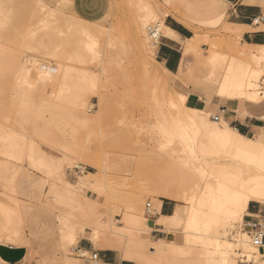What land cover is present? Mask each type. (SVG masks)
I'll list each match as a JSON object with an SVG mask.
<instances>
[{"label":"rangeland","instance_id":"374dc122","mask_svg":"<svg viewBox=\"0 0 264 264\" xmlns=\"http://www.w3.org/2000/svg\"><path fill=\"white\" fill-rule=\"evenodd\" d=\"M0 1H3L2 4L0 3V9L2 8V11H0V23L1 22L5 23V21H7V20L4 21L1 18L4 19L9 18L8 24L7 26H5L6 29H4L3 27L2 30L4 33H6L7 36L3 40L0 39V42L2 41L0 43V47H1L0 49L2 50L1 51L2 54L0 52V61L3 58L7 59V60L5 59L6 61H4L3 59L2 62L3 65L0 63V67L2 68L4 67L3 69H0V138L3 140V138H5L6 136L13 133H17L19 134V136H24L25 141H27L28 139L27 142L29 141L32 142L35 145V147L38 148L39 150H42L47 154L56 157H63L62 153L58 151L59 145L64 146L65 144L67 146H72V147L74 145L75 148L80 146L79 149L81 148L82 152H84V155L82 157L84 160L75 161L73 159V161L71 160L70 162L71 164L73 162L72 165L70 163H66L67 165L63 166L66 179L72 184L76 183L77 176L80 175V170L76 169L75 165L82 167V169L84 170L83 172L85 174L92 173L97 177L106 176V178L108 179V183L110 184L108 186V190L110 192L112 191L114 194L113 193H112L113 195H111V193L109 194L111 195V197L108 198L105 207L100 206L98 208L99 212L102 213L98 218V220L109 218L112 221H114L118 226L119 225L123 226L122 216H125L123 215L125 212L126 214L129 213V211L126 210L128 208V203L130 200L129 198L131 197V193H134L139 186L146 185L148 182L145 174L147 169H149L152 166L157 169H161L162 167L163 168L167 167L168 164L166 163V161L167 159H171V158L174 159L175 166L178 169V167L181 166V164L178 165V163L183 162V160L184 162H188L190 160V154L188 153V151L184 149L186 146L185 143L187 141L184 142L178 138L181 135H179L178 132H175L176 126L174 125L175 124L174 120L172 119L171 121H168L166 120L167 118L164 120V115L162 113L163 112L162 103L164 101L165 92L162 89L153 88V87L150 88L143 84V81L141 79V72H142L141 69L143 62H145V60L142 61L144 57L140 56L139 53H137L138 50L137 47H135V45L132 42H129L130 31L128 29L129 28L128 23L130 19H133L139 25V28L142 31L141 39L147 50L148 55L150 56L149 60L150 61L152 60L151 62L156 63L157 60L155 58V53L151 48V45L149 44L151 43V40L148 38L147 35V27L156 23H160V25L162 26L164 18L166 17L165 11L168 9L167 5L163 2V0H134V3L132 2L133 0L131 1L71 0V3L69 5L63 6L62 8L61 13L64 17L62 15H59L62 16L60 17V21H58L59 20L58 17L57 18L58 20L56 19L57 21L53 20L54 22H56L55 24L54 23H51L53 25L49 24L48 28L51 27L52 29L44 28L46 30L40 32L41 29L43 28H40V25L38 23L39 21L41 22L40 19L41 17H43L42 15L48 10H50V8H52L51 5L53 4L54 0H46L47 2H49V4H51L48 5L46 8H41L38 5L40 11L36 7L37 4L36 6L33 4V1L35 3L36 0H23L24 3H22L23 1L21 0H0ZM129 2L133 3V5L130 4ZM153 2H155V4H153ZM179 2L180 0H178V6H179ZM184 2H187V0H185ZM191 4L192 3L189 2L185 4V6L191 7L192 6ZM5 7L7 8V10ZM202 7L206 9L205 4H203ZM20 12L23 14H21ZM17 13L18 14L20 13V15H18ZM200 15H201L200 19L197 20L199 23L198 25L200 27V35H199L200 42L198 47V53L196 57L186 59V62L183 63L184 67L182 66V69L184 70L190 69L191 72L193 73L201 72L204 75L208 74L211 70H213L211 65L210 64L199 65L197 62V58H203L206 55V53L209 51L211 46H214V49L216 51V56L218 57L217 58L218 62L216 61L214 65L216 66L223 65L224 68H227L230 65L232 66L237 65L240 62V53H249V55L258 54V52L255 51L254 49H248L247 47L242 46L240 40H237L235 36H231L230 34H228V25L227 22L223 20L224 18L215 22V19L211 18L206 13L202 12ZM21 16L23 17L25 16V18H22ZM10 17H11V21H10ZM15 19L18 22L19 21L20 22L15 23L16 21ZM62 19L64 21L66 19L68 20L73 19L74 21L77 20L75 23L80 22V24H86V26L89 27L92 26V28L89 29L90 30L89 32L90 34L95 33L92 35L93 37L95 36L97 38H99V36H97L99 35L98 33L102 32L103 31L102 29H105L103 32L105 35L101 34L104 36L102 38V41H100L99 46L96 49L98 54L100 53L99 55L101 57L98 54H97L98 56L87 54V52H85L87 49L85 51H82V49L86 48V47L83 48V46L85 45L84 43H82L81 46L78 45L80 46V49L79 47H77V45L76 47H74L75 44H78L75 43L76 38L77 39L79 38L78 40H76V42H81L82 39L84 38V36L82 37L83 34L82 35L79 34L80 33L79 27L81 26L85 27V26L84 25L78 26L77 29V27L71 25L72 27L69 29V25L71 22L69 23L68 20L64 22ZM36 23L39 25V27L38 26L35 27V25H37ZM62 23L64 24L62 25ZM96 25L98 26L97 30L98 29L101 30L100 32L96 30L97 27ZM100 26L102 27V29L100 28ZM37 28H40V31H37L36 30ZM59 28L60 31L58 30ZM88 28L86 27L85 29L88 30ZM106 28L107 29L109 28L108 32ZM0 29H2L1 26ZM55 29H57L58 32L55 31ZM94 29L98 33L95 32ZM34 30L37 31L36 35L33 33ZM48 30H50L49 31L50 33L48 32L47 34V32L46 33L44 32ZM29 31H31L35 35L33 39H31V41L30 39H28L29 36L27 38L26 35H24L26 33L27 34L29 33L30 35L31 32ZM62 31L63 33L60 34ZM71 31H73L72 32L73 35L74 34L77 35L76 38H74L73 36H69L72 35ZM76 31H78L79 33H77ZM38 32L40 33L38 34ZM121 33H122L121 38L123 39L122 43L127 42L124 48L125 51L128 50V53L123 51L124 54L126 53L125 55L123 54V52L120 53L121 51L120 46L122 45V43H120V41L117 40ZM63 34L64 35L66 34L65 37L61 36ZM193 36H195V33H193ZM68 37H70L69 40L71 41H72L71 38L73 37V41H74L73 42L74 45L72 44L73 46L70 45L71 41H68ZM113 37L116 40L114 41L115 43L114 47L116 48V50H118L119 55L118 52L116 53L113 51L114 47L112 45L107 46L108 45L107 40L111 38L113 39ZM67 41L70 43L68 44ZM84 41L86 42V39H84ZM64 45L65 47H63ZM26 47H29L28 48L29 50ZM74 48H75L74 54H76L77 51L82 52L81 54L78 52V54L80 55L79 57H81L84 52V55L82 57L86 59L85 62L83 61L82 63L81 59H80L81 61L80 63L79 61L76 62L74 61V59L72 60L71 57H70L71 60L69 59V56L73 55L72 53L74 52ZM41 50H43L44 52ZM28 55L33 58L35 57L36 61L39 63L50 64V68L55 69L56 65H58L57 69H55L56 73L54 70H51L54 71L53 73L57 75V77L55 75V78L57 80L52 81L54 78L50 80L51 76H47L44 74L45 75L44 77L45 78L47 77V80H50L53 83L55 82L54 84L50 82L48 83L47 81L43 82L44 80L43 77L41 79H43L42 82L44 84H41V79L40 81L38 80V75L39 74L43 75V73H41L42 71L41 67L33 65L36 67L37 70L33 66H32L33 70L32 71L30 70L31 71L30 74H32L31 78L33 79L32 84L27 83L26 86L25 83L24 88L23 86L19 88L17 87L18 86L17 84H16L17 86L15 85V83H18L17 81H15L17 79L16 78L17 71H15V67L19 68V66H17V64L19 63L18 61L22 62L24 57ZM120 55L123 56L119 57ZM11 56L14 57L17 56V57L14 58ZM95 56L96 58H98L97 60L95 59ZM6 65H8V67ZM9 68H11L12 70L11 69L9 70ZM82 69L87 72L91 71L89 73H91L92 76L94 75V79H96L94 88L90 92H88L90 94L84 92V94H87L86 97H84L86 99V104L88 107L86 110V114L87 115L89 114L88 116L95 117V118L92 117L93 118L92 121H94V123H89V125H87L88 127L85 125L83 126V124H81L76 119H74V117L71 120L73 115L72 112H70L71 110L69 109L73 110L72 108L73 103H69L71 99L69 97L70 96L72 97V94L73 97H77V96L71 90V85H72L71 83H69L70 88L68 86L69 84L68 83L66 84L69 90L68 92H66L67 90L65 89L67 88H64L65 85H63L62 82L63 80L62 81L59 80L60 77L63 79L65 73H68L70 71L73 72L72 73L73 79H75L79 76V73L83 71ZM19 70L20 68L18 69V73ZM260 70L263 71H260L261 75L256 80V88L258 89L259 92H262L261 96L264 97V84L262 85L259 84L261 78L264 79V67H262ZM51 73L52 72H50L49 74L52 75ZM170 79L173 85L176 86L174 91L176 97L186 96L188 98L189 93H193V94L201 95L204 98V100L207 101V103L213 102V103H219L220 105L225 104L222 103L219 98H217L215 89L211 85L212 84L211 81H208L207 79L204 80V82L201 85H198L193 82H189L183 85L177 81H173L172 77H170ZM34 81L36 83L35 85H34ZM77 89H75V91H77ZM19 91L22 93V95ZM93 91H95L96 93L99 91V93L105 94V95L101 94L103 95V97H105L104 100L106 102H104V104H106V107H108L107 109L103 104L104 105L103 110H106L105 112L102 109L101 112L99 111V108H101L102 105H99L100 104L98 102L99 99H97L96 93ZM81 92L82 91H79L78 95L83 93ZM261 96L259 95V101L264 100V98H261ZM21 100L23 101V103ZM237 100H239L240 102L246 101L245 99H237ZM237 102L238 101H234V103ZM21 103L23 105H21ZM70 104L72 105V107L69 108ZM19 108L20 110H18ZM202 111L204 115L212 122V124L218 125V123L214 122L215 120L213 119V116L217 114L207 109H202ZM32 112L33 113L37 112V113L32 115L31 114ZM237 112L242 117V115L239 113V109L237 110ZM69 113L71 114L69 115ZM96 117L99 119H97ZM23 118L25 121H28L29 123L24 122L23 124L22 123L20 124L19 122H22L21 119L23 120ZM74 120H76L77 123ZM79 125L80 127H78ZM262 131L264 132V129H262ZM201 132L202 131L199 129L197 133L193 132L190 134V136L194 137L195 135H200ZM44 136L47 138L46 140ZM251 138L255 142L261 140L259 134ZM1 139H0V144H2ZM53 146L54 147L57 146L56 147L57 150L53 149L54 148ZM62 146H60V148ZM74 147L73 149H75ZM79 149L77 148L76 150L79 151ZM185 152L187 154H185ZM80 155L82 156V153ZM25 162L26 161L21 162L23 168L21 169L20 176L18 177L16 182V195L18 200L21 201L20 204L26 205L30 202H34V203L38 202V206H42L45 207L46 209H49L55 214V216L58 213H62L65 215L67 214V216L68 214L74 213V215H70L71 216L70 220H73L72 222L76 227V231L78 229L83 230L85 227V235L87 236L90 232V229H88L89 227H86L85 225L86 223L90 222V219L83 218L79 216L76 212H74L72 209L70 208L68 209V205L78 203V200L80 203L81 202L80 197L77 196L76 198L71 196V198L77 202L74 201L69 202L67 199L64 198L61 200L63 201L64 205L61 204L62 202L60 204L55 203L56 201L59 202L60 200H55L53 198L48 197L49 198L48 207L43 206L45 202V200L43 199H45L46 196L45 194L47 193L49 189V184L51 182L40 172L33 170L29 165L25 164ZM189 165H191V163ZM87 189L93 192V189L86 188L85 195L87 197L91 199L98 198L97 195L91 193L90 191H87ZM79 191L81 192V189H79ZM140 194H142L143 198L141 203H139V205L144 217L149 219L150 217H154L158 215L160 211H158L159 210L158 207L155 208L156 197H153V195L145 192H141ZM157 199L163 200L162 198H157ZM100 201L103 202V199H100ZM167 201H171L174 204V210L176 209L175 211L173 210L174 213L172 212L171 213L172 215L177 212L180 213L184 212L186 209V205H183L182 203L172 200H167ZM147 203L151 204L152 211L154 213V215L152 216L145 215V207ZM55 204H59V205H55ZM261 206L264 208V205ZM70 210H72L73 212L70 213L69 212ZM180 218H182L181 214H180ZM151 221L152 220L149 219L146 223L147 226L144 227L145 229L139 231L138 233L139 235L141 233H145L146 236L150 239V241H156L157 239L168 240V235L177 236L178 231L182 232L185 230V224L183 223V220L178 221L176 225L170 227V231H167L164 227L160 225H156L155 227H153V222ZM158 223H159L158 221L155 222V224ZM243 230L244 228L243 229L236 228L234 229V233L238 232L239 234ZM81 237L84 236L78 235L76 240L71 242L60 239L59 244H57L56 243L57 239H59L60 236L59 234L56 233L55 234L56 240L51 239V247L55 249L54 255H58V256L53 261H50L49 264H62L63 251L64 254L68 255V257L72 261L74 259L75 261L79 259L81 262L83 261L81 264H94L93 262L88 263L78 258L77 255L72 251L74 247H78V242ZM247 240L249 241V237ZM133 242L134 244L131 245ZM133 242L131 243L129 242L128 245L125 247L127 249L128 248L131 249V252L126 249L128 253H130V255L133 253L132 251H135L137 249V246L139 245L137 244L136 246L135 243L136 241ZM6 245H15V244L7 243ZM90 246L92 248L91 251H95L98 253L104 251L99 246H96L91 242H90ZM148 246L149 245L147 243L143 244V247H148ZM142 250L139 251L140 254L137 259L132 258V260L135 263L142 260L152 261L154 259V256H152V254L148 253V251H144V249ZM253 252H254L253 250L252 252L249 251L243 252L242 250H240L237 253V255H235L236 264H239L242 261V257L244 256L247 257L246 255L247 253L251 255ZM117 253L119 254L120 257H122V259L124 258L125 255L123 254L125 253L123 252L120 253L118 251ZM130 255H126V256L130 257ZM79 260H78V264H79ZM32 264H38V262L33 261Z\"/></svg>","mask_w":264,"mask_h":264},{"label":"bare ground","instance_id":"6f19581e","mask_svg":"<svg viewBox=\"0 0 264 264\" xmlns=\"http://www.w3.org/2000/svg\"><path fill=\"white\" fill-rule=\"evenodd\" d=\"M128 1H131V0H128ZM207 1H209L208 3L211 2L212 3L211 6H213L214 0H207ZM2 2L3 1H0L1 4ZM132 2L134 3V0ZM163 2L167 5V8H168L165 11L166 12L165 16H166L168 13H170L169 11H171L169 9H173V1L163 0ZM22 3H24V1ZM70 3H71V0H54L52 5L49 4V2H47L46 0H36L35 3L33 1V4L35 6L37 4L36 6L37 8H38V5L41 8H46L48 5L52 6L50 10H48L42 15L43 17H41L40 19L41 22L39 21L38 23L40 25V28H43V29H41L40 31V28H37L36 30L43 32V30L50 29L51 27L48 28L49 24L50 25H53L51 23L55 24L56 22H54L53 20L57 21L59 19L58 21H60V17L63 16L61 13L63 6L69 5ZM129 3L133 5V3L131 2ZM153 4H155V2H153ZM206 7L209 8L210 5L209 7L208 5ZM0 11H2V8L0 9ZM20 13L19 14L17 13V14L20 15ZM59 15H62V16H59ZM21 17L25 18V16L24 17L21 16ZM210 17L214 18L216 22L218 20H221L225 16L223 13H220L214 16L210 15ZM1 19H3L4 21L7 20L5 21V23L4 22L0 23V26L2 28L0 29V39L3 40L5 39L7 35L2 30H3V27L4 29H6L5 26H7L9 18H5V19L1 18ZM73 19L65 20V21L68 20L69 23L71 22L69 25V29L72 27L71 25H74L75 27H77V29H78V26L84 25L85 27L81 26L83 28L79 27L80 33L76 31L77 33L81 35L83 34L82 37L84 36V38L82 39V41L80 40L81 42H76V40H78L79 38L77 39L76 38L77 35L75 34L73 35L72 33L73 31H71L72 35H69V36H73L74 38H76V40L75 39L74 40H75V43H78V44L74 45L73 37L71 38L72 41L69 40L70 37H68V41H71L70 45L71 46L74 45V47H76L77 45V47H79L80 49V46L82 45V43H84L85 45L83 44L84 45L83 48L84 47L86 48L82 49V51H85L87 49L85 51L87 52V54L98 56L100 53L98 54L96 49L99 46L100 41H102L103 36L105 35L103 33L105 29H102V27L100 26V28L103 30L102 32H100L101 30L99 29L97 30L98 26L96 25L97 26L96 30L99 31L100 33H98L95 29L94 30L95 32L99 34L97 35L99 36V38L95 36L93 37L92 34H95V33L90 34L89 32L90 31L89 29H91L92 26L89 27V26H86V24H80V22L79 23L77 22L78 23L77 24L75 23L77 20L74 21ZM10 21H11V17H10ZM19 22L17 20L15 21V23H19ZM38 24L35 25V27L36 26L39 27ZM63 24L64 23H62V25ZM128 25H129L128 29L130 31L129 42H132L135 45V47H137L138 49V50L136 49L137 53H139L140 56L144 57L142 61L145 60V62H143L142 69H141L142 70L141 79L143 81V84L150 88L153 87V88L162 89L165 92L164 101L162 103V109H163L162 113L164 115V120L166 118H167L166 120L168 121H171L172 119L174 120V123H175L174 125L176 126L175 132H178L179 135H181L178 138L184 142L186 141L188 142V143L187 142L185 143L186 146L184 149L188 151V153L190 154V160L188 162H184L183 160V162L178 163V165L181 164V166L178 167V169L175 166L174 159L172 158L167 159L166 161V163L168 164L167 167H164V168L162 167L161 169H157L152 166L149 169H147L145 173L146 179L148 181L147 184L139 186L138 189L134 193H131V197L129 198L130 200L128 203V208L126 210V211H129V213L126 214L125 212L123 214L125 215V216H122L123 226H120V225L118 226L114 221H112L109 218L98 220V218L102 214L99 212L98 208L100 206L105 207L107 204L106 202L108 201V198L114 194L112 191L110 192L108 190V186L110 184L108 183V179L106 178V176L97 177L92 173L85 174L83 172L84 170L82 169V167L75 165L76 169L78 168L80 170V175L77 176L76 183L74 184L70 183L65 177L63 166H66L67 165L66 163H70L71 160L73 161V159L75 161L84 160L82 158L84 155V152H82L81 148H80L81 149V152H80V149H79L80 146L77 147L79 149L78 151L76 150L77 148H75L74 145L73 147L75 149H73L72 146H67L65 144L64 146L57 145L59 147L58 151L62 153L63 157H56L53 155H49L42 150H39L38 148L35 147V145L32 142L30 141L27 142L28 139L27 141H25L24 136H19V134L11 132L13 134L6 136L5 138H3V140L0 138L2 142V144H0V188H2L0 189V244L6 245L7 243H12L15 245H21L27 242V238H26V235L23 229L24 218L30 210L38 206V202L37 203L30 202L26 205L20 204L21 201L18 200L17 195H16V182H17L18 177L20 176L21 169L23 168L21 162L26 161L27 163L25 162V164L29 165L33 170L40 172L51 182V183L49 182L50 183L49 189L47 193L45 194L46 195L45 199H43L45 200L43 206L48 207L49 198L60 200L59 202L56 201L55 203L60 204L62 202L61 204L64 205L63 201H61L62 199L65 198L70 202V201H74L71 198V196L76 197V198L77 196L80 197L81 202L79 203V200H78V203L68 205V209L69 208L72 209L74 212H76L79 216L83 218L90 219V222L86 223L85 226L89 227L88 229H90V232L92 233L91 241L94 243V245L99 246L101 249L103 248L117 249L121 253L122 252L125 253L123 255L126 256V255H130V253H128L127 250L131 252V249L130 248L127 249L125 247L128 245L129 242L131 243L133 241H136L135 242L136 246L137 244H139L137 246V249L135 248L136 250L134 249L135 251H132L133 253L130 255V257L126 256L125 258L124 256L125 259H132V258L137 259L140 254L139 251H141L142 249H144V251H148V253L154 256V259L152 261L142 260V261L137 262V264H236L235 255H237V253L240 250H242L243 252L245 251L252 252L253 250L254 252L251 255L248 253L246 254L247 259H254V260L260 259V256H259L260 254L258 253L257 249L250 244L251 229L249 228V226L244 225V228L250 229V231L247 233L244 231H241L239 234L238 232L234 233V229L242 228V225L244 223L243 218L247 213L246 212L247 207L251 201L264 202V145L260 147L259 151L253 152L248 149V142L245 140V138L242 135H240L235 129L231 128L227 123L220 122L221 118L219 121H214L218 123V125L212 124V122L204 115L202 109L192 108L186 104V101H187L186 96L176 97L175 92H174L176 86L173 85L170 77H172L173 81H177L183 85L189 82H193L198 85H201L204 82V80L207 79L208 81H211L212 83L211 85L215 89L216 96L217 98L221 100V102L225 100H229V99H236V100L245 99L246 101L257 102L259 101V95L261 96L262 92H259L258 89L256 88V80L261 75L260 71H263L260 69L264 67L263 66L264 56L252 55V54L249 55V53H240V62L237 65H233V66L230 65L229 67L224 68L223 65H218V66L214 65L216 61L218 62L217 60L218 57L216 56V51L214 49V46H211V48L209 49V51L206 53V55L203 58H197V62L199 65H204V64L211 65L213 70H211L208 74L204 75L201 72L193 73L191 72L190 69L184 70L182 69V67L177 73L171 74L167 71V69L163 66V64L159 63L158 61L155 63V62H151L152 60L151 61L149 60L150 56L148 55L147 50L141 39L142 31L140 30L139 25L133 19H130ZM227 25H228V34H230L231 36H237V34L239 33V28L236 25H232L229 23H227ZM86 27L87 28L89 27L88 30L85 29ZM161 27L164 32L165 29H164L163 23ZM32 28H33V25H32ZM189 28L191 29V32L195 33V36H193L191 39L186 41L184 45L182 54H183V59L185 61L183 62H186V59L188 58L196 57L198 53L199 42H200L199 25L190 26ZM108 29H107V32H108ZM36 30H34L33 32L35 35L37 34ZM58 30L60 31V28ZM58 30L55 29V31L57 32ZM49 31L50 30L44 31V32L45 33L47 32L48 34ZM40 32H38V34ZM31 33L30 35L29 33L24 34L26 35L27 38L29 36L28 39H30V41L35 36L33 33L31 36ZM62 33L63 31L60 34ZM101 34H104V35H101ZM65 35L63 34L61 36L65 37ZM121 37H122V33L117 39L120 41V43H122L123 41ZM84 39H86V42L84 41ZM68 41L67 43L69 44L70 42ZM114 41L116 40L113 37V39L111 38L107 40L108 45L107 44L106 45L107 46L112 45L114 47V44H115ZM126 43L127 42H123L122 43L123 46L122 45L120 46V49H121L120 53L125 51L124 47ZM156 43L157 42H154V41H151V43H149L153 51L155 50ZM7 44H10V43H7ZM244 46L246 47L245 44ZM63 47H65V45ZM26 48L28 49L29 47H26ZM114 49L113 51L117 53L118 50H116L115 47ZM1 51L2 50L0 49V52ZM78 52L79 51H77V53L74 54L75 53V48H74V52L72 53L73 55H70L69 59L71 57V59L72 60L74 59V61L76 62L77 61H79V63L81 61L82 63L83 61L85 62L86 59L82 57L84 55V52L81 56L82 58L79 57L80 55L78 54ZM91 52H94L96 54L91 53ZM125 52L128 53V50H126ZM79 53L81 54L82 52H79ZM118 55H119V52H118ZM96 56H95V59L97 60L98 58H96ZM121 56L123 55H120L119 57ZM11 57H14V56H11ZM34 58L28 55L24 57L22 62L20 61H18L19 63L17 62L18 64L22 63L21 65L17 64V66H19L20 68L19 73H18V69H19L18 67L17 68L15 67V71H17V73L14 71L17 75L16 77L17 79L15 80L18 82V83H15V85L16 84L18 85V86L16 85L17 87L21 88L23 86L24 88L25 83H26V86H27V83L32 84L33 79L31 78L32 74H30V72L33 70L32 68L33 65L41 67V70L43 71V72L41 71L43 75L42 74L38 75L39 81L42 77L44 78V80L41 79V84H44L43 82L45 81H47L48 83L49 82L53 83L52 81L57 80L55 78L56 74H54L53 72L55 71L56 73L55 69H57L58 65H56L55 69L50 68V64L39 63L36 61V58L35 59ZM3 59L4 61L7 60L6 58H3ZM3 59L0 61L2 65H3L2 63ZM183 62L181 64H183ZM6 66L8 67V65ZM33 67L36 69L35 66ZM186 67H187V64H186ZM3 68L0 67V69H3ZM10 69L11 68H9V70ZM51 70H54V71H51ZM50 72H52L51 73L52 75L49 74ZM89 72L83 70L79 73V76L77 74L78 76L77 78L73 79V75H72L73 72L70 71L68 73H65V76L63 77V79L61 77L59 79L61 81L63 80L62 81L63 85H65V87L64 86L63 87L67 88L65 89L67 90L66 92L69 91L68 90V86L70 88L69 83L72 84L71 90L74 92V94H76L77 97H73V94H72L73 98L71 96L69 97L71 98L70 101H73V102L69 101V103H73L72 104L73 107L71 104L69 106V108L70 107L73 108V110L69 109L71 110L70 112H72V115H73L71 120L74 117V119H76L78 122L83 124V126L84 125L87 126L89 125V123H94V121H92L93 120L92 117L94 116L91 117V116H88L89 114L88 115L86 114V110L88 107L86 104V99L84 98L87 95V94H84V92L86 93L90 92L94 88L95 80H96L94 79V75L92 76V74ZM44 74L47 76H51L52 78L50 77V80H52L53 78L54 79L52 81L47 80V77L45 78ZM30 79H31V82H30ZM261 80L259 82L260 85H261ZM35 81H34V85L36 84ZM67 83L69 84L68 86L66 85ZM75 89H77V91H75ZM79 91L83 92V93L81 92L82 94H79L80 96L78 95ZM101 94L103 93H99V91L96 93V97L97 99H99L98 101L100 103L99 105H102V107L99 108L100 112L103 110L104 105L106 107V104H104V102H106L104 100L105 97H103V95L105 94L103 95ZM261 98H264V97L261 96ZM107 102H108V99H107ZM22 103L21 105H23ZM24 106H27V105H24ZM106 108L108 109V107ZM18 110H20V108ZM103 111L105 112L106 110H103ZM35 113L32 112L31 114L33 115ZM70 114L71 113H69V115ZM23 120L21 119L22 122H19V123L23 124L24 122H28V121H25V120L23 121ZM76 120L74 121L77 123ZM78 127H80V125ZM199 129L202 131L200 135H195L194 137L190 136V134L193 132L197 133ZM46 139L47 138L45 137V140ZM60 146L62 147L60 148ZM56 147H54L53 149L57 150ZM81 153H82V156L80 155ZM185 154L187 153L185 152ZM80 156H81V159H80ZM19 162H20V165H19ZM190 163L191 165H189ZM86 188L93 189V193H95L98 196V199H88L85 195H83L82 192L79 191V189H86ZM141 192H145V193L153 195V197H156L155 208H157L160 203V200H158L157 198L177 201L179 203H182L183 205H186V209L184 212H181V213L177 212L170 216L160 215L159 219L157 220L159 222L158 224L164 227L167 231H170V227L176 225L178 221L183 220V223L185 224V230L182 232L178 231L179 236L178 235L176 236L178 242L176 243L166 242L163 239L156 240V241H150L148 239L146 240L140 237V235L138 234L139 231H142L145 229L144 227L147 226L146 223L149 220L144 217L142 210L140 208V205H139V203H141L142 198H143L142 194H140ZM110 193L111 195H109ZM100 199H103V202H101ZM74 202H77V201H74ZM59 204H55V205H59ZM72 210H70L69 212L70 213L73 212ZM69 212H66V213H69ZM180 214L182 215V218H180ZM70 215H74V213L68 214V216L67 214L65 215L62 213L57 214V218L59 222L58 231H59L60 239L66 240L68 242L74 241L77 238L76 227L74 223L72 222L73 220H70L71 219ZM145 215H150V216L154 215L152 211V207L150 208L149 211H147L145 208ZM248 237H249V241L247 240ZM146 243L149 246L143 247V244H146ZM133 244L134 242L131 245ZM64 256L62 258L64 259L63 263L78 264L79 259H77L76 260L77 262H76L75 259L72 261L69 257H67V255H64ZM82 262L79 260V264H81ZM95 262L93 263L96 264Z\"/></svg>","mask_w":264,"mask_h":264},{"label":"crops","instance_id":"0c3cea01","mask_svg":"<svg viewBox=\"0 0 264 264\" xmlns=\"http://www.w3.org/2000/svg\"><path fill=\"white\" fill-rule=\"evenodd\" d=\"M172 1L173 9H169L171 11H169L170 13L166 15L163 21L165 31H162L163 35L159 43H156L154 50L156 60L163 64L169 73L175 74L183 66L181 64L184 61L182 50L186 41L193 37V32H191L189 27L198 25L197 20L200 19L202 12L208 14V16L223 13L225 16L224 20L227 23L236 25L239 28V33L235 37L240 40L242 46L245 44L248 49L257 51V55L264 56V0H214L213 6L207 0H187V2L180 0L179 6L178 0ZM189 2L192 3V6H185ZM204 3L208 7L210 5L211 8H203ZM256 18H263V21L254 24L253 20ZM234 101L238 102L234 103ZM239 102L236 99H229L222 102L225 103L224 105L213 102L207 103L201 95L189 93L186 104L196 109H207L221 116L220 122H225L235 129L248 142V149L257 152L264 145V132L262 131L264 129V100ZM238 109L242 117L238 114ZM257 134L260 135L261 140L255 142L251 137ZM85 191L86 189H81L83 195H85ZM87 191L93 193L89 189ZM261 205H264V202L251 201L248 204L247 213L243 218L242 229L246 223L264 222V208ZM158 208L160 211L158 215L149 218L153 222V227L159 225L155 224V222H157L160 215H172L174 204L163 199L160 200ZM58 228L57 215L55 216L49 209L38 206L30 210L23 222V229L27 238L26 245L0 244V264H32L33 261H37L38 264H49L50 261H53L58 256L54 255L55 249L51 247V239L56 240L55 234H59ZM249 228H244L243 231L247 233L250 231ZM76 232L77 236H84L80 238L78 247L91 251L90 242L94 244L91 241L92 233L89 232L86 236L85 229H78ZM140 237L150 240L145 233H141ZM59 240L60 238L57 239V244H59ZM165 241L178 242L176 236L171 235H168V240ZM102 250L104 251L98 253V259L96 262L94 261L96 264H137L132 259H122L117 253V249L103 248ZM63 260L62 264H65Z\"/></svg>","mask_w":264,"mask_h":264},{"label":"built area","instance_id":"2783aa9c","mask_svg":"<svg viewBox=\"0 0 264 264\" xmlns=\"http://www.w3.org/2000/svg\"><path fill=\"white\" fill-rule=\"evenodd\" d=\"M263 21V18H256L253 20L254 24H258ZM147 35L151 41L158 42L162 37V29L159 23L150 25L147 27ZM264 83V79L261 81V85ZM221 116L214 115L213 119L215 121H219ZM78 169V168H77ZM146 210L149 211L151 208V204H146ZM247 226L250 227V244L255 247L260 254V259H250L248 261L247 257H242V261L239 264H264V222L262 223H246ZM78 258L86 261V262H94L98 259V252L88 251L81 249L79 247H74L72 250Z\"/></svg>","mask_w":264,"mask_h":264}]
</instances>
